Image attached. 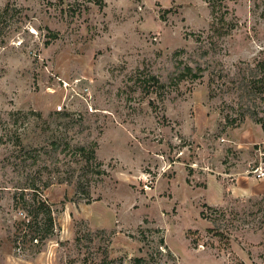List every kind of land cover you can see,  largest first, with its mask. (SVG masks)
<instances>
[{
	"label": "rangeland",
	"instance_id": "obj_1",
	"mask_svg": "<svg viewBox=\"0 0 264 264\" xmlns=\"http://www.w3.org/2000/svg\"><path fill=\"white\" fill-rule=\"evenodd\" d=\"M263 114L264 0H0V264H264ZM52 142L97 144L89 202L43 188L74 168ZM28 176L39 253L13 242Z\"/></svg>",
	"mask_w": 264,
	"mask_h": 264
},
{
	"label": "trees",
	"instance_id": "obj_2",
	"mask_svg": "<svg viewBox=\"0 0 264 264\" xmlns=\"http://www.w3.org/2000/svg\"><path fill=\"white\" fill-rule=\"evenodd\" d=\"M55 36V34H52ZM187 73L192 74L193 69L189 66L185 67ZM195 78L200 77L199 74H193ZM256 123L262 126L264 131V114L262 116H256ZM22 146L20 142L16 144ZM96 143L91 145H81L71 147L66 142L65 146H60L57 142H52L51 149L57 151L60 147L62 151L66 152L71 150L73 156L72 168L69 172L68 178H63L60 174L56 176H50L48 180L43 184V188H47L55 183H72L77 188V194L83 195L84 199L90 201V180H99L101 176L107 174L102 169V164L98 161L96 156ZM60 148V149H61ZM45 151L47 148H41ZM60 151V152H62ZM31 150H22L23 157L27 160H32L29 165H37L40 160L39 156L31 154ZM27 185L21 187L20 190L14 196L16 208L21 212L20 221L17 224V229L14 234V246L20 250L34 249L36 252H41L43 247L52 240L57 233V222L55 218V210L45 198L44 194L39 191L40 187L35 182L33 176H28ZM86 185V187H85ZM140 262V260H139Z\"/></svg>",
	"mask_w": 264,
	"mask_h": 264
},
{
	"label": "built area",
	"instance_id": "obj_3",
	"mask_svg": "<svg viewBox=\"0 0 264 264\" xmlns=\"http://www.w3.org/2000/svg\"><path fill=\"white\" fill-rule=\"evenodd\" d=\"M264 164L261 163L255 170L256 178L258 180L264 179Z\"/></svg>",
	"mask_w": 264,
	"mask_h": 264
}]
</instances>
